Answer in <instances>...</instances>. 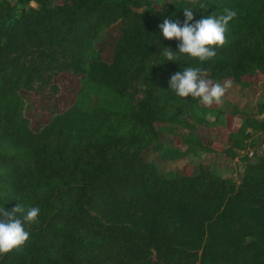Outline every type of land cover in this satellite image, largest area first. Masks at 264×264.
Returning a JSON list of instances; mask_svg holds the SVG:
<instances>
[{"label": "trees", "instance_id": "obj_1", "mask_svg": "<svg viewBox=\"0 0 264 264\" xmlns=\"http://www.w3.org/2000/svg\"><path fill=\"white\" fill-rule=\"evenodd\" d=\"M186 7L192 23L237 12L206 62L159 28ZM120 20L105 58L93 43ZM186 67L232 82L220 105L170 89ZM63 72L77 98L34 127L24 92L59 93ZM263 79L264 0H0V208L40 209L0 264H264V149L238 181L226 160L264 131V100L244 105Z\"/></svg>", "mask_w": 264, "mask_h": 264}, {"label": "clouds", "instance_id": "obj_2", "mask_svg": "<svg viewBox=\"0 0 264 264\" xmlns=\"http://www.w3.org/2000/svg\"><path fill=\"white\" fill-rule=\"evenodd\" d=\"M197 0H188L195 5ZM203 7V5H201ZM186 19L183 24L179 20L166 18L159 25L162 36L166 40L178 41V53L191 60L203 63L216 56V49L222 48L226 43V36L230 22L237 16L235 10L224 9V14L217 17L215 14L202 18L195 23L193 10L186 7L183 10ZM163 56L167 61H176L177 57L171 48H164ZM206 72L199 67H186L170 78V89L178 97L199 100L203 105L211 107L220 105L226 92L232 87L231 81L225 83L213 82L207 78ZM19 214V215H18ZM39 207H30L25 211L19 204L12 211L0 208V258L6 254L23 248L30 239V232L25 225L38 222Z\"/></svg>", "mask_w": 264, "mask_h": 264}, {"label": "rangeland", "instance_id": "obj_3", "mask_svg": "<svg viewBox=\"0 0 264 264\" xmlns=\"http://www.w3.org/2000/svg\"><path fill=\"white\" fill-rule=\"evenodd\" d=\"M159 2V1H158ZM35 4V2H33ZM122 21L102 30L98 39L93 43L96 49H99L105 58H111V50L114 47L115 41L120 34ZM57 81L60 83L61 90L59 93H46L40 91L24 92L26 99L25 113L31 118V123L34 127L39 128L44 123L49 121L54 113L64 109L71 104L78 96V91L81 87V79L78 76L63 72L57 76ZM255 98L248 103L245 101L246 108H252L259 100H264V79L258 83V88L255 89ZM253 92V93H254ZM95 99V98H94ZM251 134L246 139L245 147L236 148L234 157L227 156L226 160L230 167L229 172L232 178L236 181L242 176V165L245 160L255 161L263 152L264 149V131L262 129H247ZM204 141L211 143L213 140L226 142L228 145L232 143L229 133L225 128L215 129L208 128L204 133Z\"/></svg>", "mask_w": 264, "mask_h": 264}]
</instances>
